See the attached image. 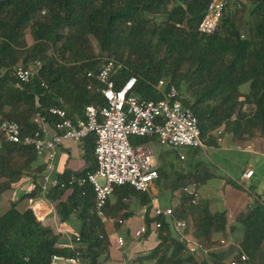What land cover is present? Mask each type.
<instances>
[{
	"label": "trees",
	"instance_id": "16d2710c",
	"mask_svg": "<svg viewBox=\"0 0 264 264\" xmlns=\"http://www.w3.org/2000/svg\"><path fill=\"white\" fill-rule=\"evenodd\" d=\"M209 4L210 0H0V120L18 121L25 134L43 130L34 121L37 116H45L44 123L55 128L59 118L48 113L52 106L65 108L75 122L86 120L89 105L107 103L102 93L105 85L96 75L107 59H116L124 63L113 77L117 87L136 75L140 97L158 98L154 84L171 79L183 93L184 105L197 116L204 144H217L215 132L221 128L222 133L230 131L239 138L257 132L264 137V0H227L217 29L206 34L199 24ZM28 28L34 39L31 46ZM91 36L97 39L100 53L95 51ZM20 61L34 65L38 72L30 82L14 88L19 83L14 69ZM91 71L93 76L88 75ZM86 139L94 153L87 169L59 178L65 187L44 191L35 181V188L24 194L36 198L44 193L59 220H80L72 246L63 245L61 233L38 219L32 208L22 212L13 201L11 208L0 212V264H65L55 262L54 256H79L85 264L103 263L107 240L104 221L95 210L93 186L78 180L68 184L73 176L87 177L97 169L96 135L91 133ZM0 140V166L12 160L15 151L34 158L38 155L35 147L13 143L4 134ZM156 141V137H131L133 145ZM191 149L197 155L201 151L200 147ZM157 158V181L179 196L182 204L174 207L175 215L187 220L200 203L194 205L193 196L183 192L184 187L205 182L213 173L202 159L194 161L190 155L182 161L178 150L164 147ZM9 186L3 184L0 189ZM133 196L147 207V230L155 221H162V238L173 241L171 259L165 252L159 255L164 243L153 250L150 256L157 259L156 264H169L173 258L177 259L174 264L185 261L181 258L184 244L163 234H169V224L152 211L148 192L129 185L115 186L105 212L112 199L117 212L128 208L124 200ZM195 219L198 238L210 237L213 230L223 231L227 224L225 214L204 213ZM239 222L244 232L239 253L248 256L246 264H264V201L256 199ZM211 256L212 264H226L224 253L212 252ZM195 258L191 255L188 260Z\"/></svg>",
	"mask_w": 264,
	"mask_h": 264
},
{
	"label": "built area",
	"instance_id": "2783aa9c",
	"mask_svg": "<svg viewBox=\"0 0 264 264\" xmlns=\"http://www.w3.org/2000/svg\"><path fill=\"white\" fill-rule=\"evenodd\" d=\"M227 0H210L208 10L199 24L202 33H213L225 11ZM124 63L116 59H107L103 68L96 75L104 83L102 93L107 101L104 106L89 105L86 109V120L78 119L76 122L68 117L63 107L52 106L49 114L59 118L55 123L56 134L45 137L44 129L37 130L34 134H25L21 124L13 119L0 120V135H6L7 140L13 143L35 147L38 154L48 151V159L55 156L56 148L65 138L81 140L87 135H96L95 158L97 169L88 172L87 177L73 176L69 185L77 180L80 184L90 182L96 194V213L103 221H115L106 215L105 207L109 197L114 192L115 186L129 185L141 192H149L151 185L159 178L157 153L152 142L133 145L131 137H156L166 148L178 150L182 159H185L183 148L204 147L201 137L199 121L190 107L184 105V95L171 79H160L154 84L159 95L158 98H143L136 93L138 77L131 75L121 87H117L114 76ZM38 69L34 66L17 65L14 76L19 83L30 82ZM93 76L94 72L88 74ZM34 121L41 125L45 116H37ZM218 140H222V130L218 131ZM51 167V164L49 165ZM252 169L245 170L238 183L251 178ZM45 181L49 184L43 186L44 191L51 187L66 184L59 178ZM183 192L193 196L192 203H200V193L196 185L184 187ZM147 207H144L146 213ZM152 211L170 223L179 236V241L184 244L186 255H196L204 248L203 242L197 240L188 231L189 222L175 215L174 207H162L152 203ZM119 222H123L122 219ZM162 221H155L156 229L162 227ZM147 225L137 231V236L146 233ZM78 240L80 238H77ZM221 244L226 241L221 240ZM248 256L239 253L230 264H246ZM55 262L65 264H85L81 257L63 258L54 256Z\"/></svg>",
	"mask_w": 264,
	"mask_h": 264
},
{
	"label": "crops",
	"instance_id": "0c3cea01",
	"mask_svg": "<svg viewBox=\"0 0 264 264\" xmlns=\"http://www.w3.org/2000/svg\"><path fill=\"white\" fill-rule=\"evenodd\" d=\"M28 45L31 46L29 43ZM17 87H21L20 83L14 86V88ZM41 125L45 137L50 138L56 134V129L52 124L41 123ZM218 131L215 132L216 136H218ZM1 148L0 140V151H2ZM182 152H185L186 156L191 155L194 161L204 160L210 167L213 176L196 185L200 193V207L197 210L193 208L186 217L189 222L188 232L203 242L204 248L195 255L196 258L193 261L188 260L189 256L183 249L181 258L186 260L181 264H202L205 261L207 264H212V252L224 253L226 264H230V261L239 254L240 242L244 238V232L239 222L240 216L252 207L253 195L254 198L264 201L262 197L264 196V183L261 182L264 179V137L257 132L252 137L239 138L230 131H224L220 142L215 145L204 144L198 155L195 154L194 149L189 150V147L183 148ZM188 152H190L189 155ZM205 153L209 154V157L205 156ZM93 156L92 146L86 137L81 140L63 139L56 148L55 156L51 161L48 159V151L38 154L36 158L27 152H13L10 155L12 160L6 162L4 166H0V186L10 185L2 191L0 189V212H6L11 208L13 201L17 202V208L22 212L32 208L38 219L54 226L61 233L63 245L72 246V237L81 228L80 220L76 217L68 221L59 220L55 206L44 196V193L36 198L25 197L24 194L35 188V181L42 187L45 184L49 185L45 181L46 177L42 176L44 173L49 179H62L70 173H81L91 165ZM50 164L51 167H49ZM195 169L194 163L190 170L194 171ZM247 169L254 171L253 176L243 183H238L237 180ZM256 175H260L262 180L253 182V187H249L248 182ZM238 184L243 187H238ZM148 193L152 197V203L162 207H178L182 204L179 196L175 195L161 181L156 180ZM124 201L128 208L119 212L113 209V199L107 206L106 215L116 220L113 222L104 221L107 242L101 256L102 264H156L157 259L150 255L161 243H164V246L159 255L165 252L167 258L171 259L173 253L171 243L173 241L162 238L160 229L151 225L146 233L137 236V231L147 225L145 205L141 203L140 198L133 196ZM204 213L225 214L227 224L224 230H213L208 238L195 236V220H197L195 215L197 217ZM120 219L123 222H119ZM168 224L169 234L162 233L166 234L169 239L179 241L178 234L170 223ZM223 239L226 244H221ZM173 261H177V259L173 258ZM173 261L168 263L174 264Z\"/></svg>",
	"mask_w": 264,
	"mask_h": 264
},
{
	"label": "rangeland",
	"instance_id": "374dc122",
	"mask_svg": "<svg viewBox=\"0 0 264 264\" xmlns=\"http://www.w3.org/2000/svg\"><path fill=\"white\" fill-rule=\"evenodd\" d=\"M27 40H28V43H29L30 45H32V44L34 43V39H33V36H32V34H31L29 28L27 29ZM90 40H91V43L93 44V46H94V48H95V51H96L97 53H100V46H99V43H98L97 39H96L95 37L91 36V37H90ZM17 65H23V63L20 61ZM31 66L33 67L34 65H31ZM219 142H220V141H219ZM153 147H154V149H155V151H156L157 154L159 153V151H160L161 149L164 148V146L161 145L159 141L153 142ZM183 154L185 155V159H186V153L183 152ZM204 155L207 156V157H209V154H206V153H205ZM210 156H212V155H210ZM181 159H182V158H181ZM185 159H182V161H184ZM158 161H159V160H158V158H157V162H158ZM258 177H259V178H258ZM261 180H262V178H260V175H256V177H254L250 182H248V186H249V187H253V182L261 181ZM261 182L264 183V179H263ZM262 197H263V200H264V196H262ZM253 199H254V202H255L256 198H254V195H253Z\"/></svg>",
	"mask_w": 264,
	"mask_h": 264
}]
</instances>
